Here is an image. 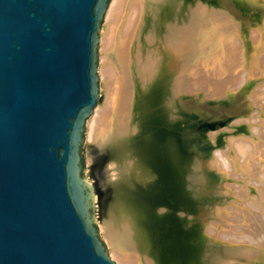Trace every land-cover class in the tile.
I'll return each mask as SVG.
<instances>
[{
    "label": "bare ground",
    "instance_id": "bare-ground-1",
    "mask_svg": "<svg viewBox=\"0 0 264 264\" xmlns=\"http://www.w3.org/2000/svg\"><path fill=\"white\" fill-rule=\"evenodd\" d=\"M179 1L111 0L101 31L100 40L103 51L101 69L105 77L106 90L102 102L93 110L88 124V138L92 142V152L99 157L100 167L103 164V170L99 176L98 162L97 166L95 163L92 165L94 158L91 154L86 173L89 178L85 180L92 196L94 221L99 225L112 258L120 264H228L227 261L230 262L228 259L231 251L218 247L211 240L205 241L200 231L202 217L200 218V187L196 169L201 166V160L197 164V160L190 155L194 153L200 158L205 155L207 148L205 134L202 141L198 137V142L193 135L186 138L187 133L184 128L186 124L183 120L189 113H186L185 106L181 105L180 112L176 114L166 101L170 85L173 83H176L180 89L197 86V89L200 87L209 90L211 87L215 93L222 89L221 86L224 87L227 80L224 81V78L220 80L221 73L218 74V71V79L215 78L217 80L206 76L207 74L202 73L204 70L201 71L200 68L198 69L201 73L197 71L196 73L199 74L197 75L195 70L198 64L194 72L191 70V74L197 75L196 86L193 83L196 76H185L188 69L194 68L184 65L185 58L182 57V53L186 50V43L183 40L185 30L181 26L182 28L178 31L179 36L182 34L183 43H179L178 38L176 41L178 44H171L166 35L168 30L166 25L170 19L177 25L181 24L183 17H181ZM219 3L222 4L220 1ZM204 14L203 11L202 16ZM200 16H195L196 19L193 18L192 22L187 21L189 26L191 22L190 30L186 29L188 26L185 28L194 33L191 38L194 41L191 49L197 53L200 50L201 40L211 37L209 36L212 33L211 30L217 25L216 27L220 26V29H217L215 34H211L212 38L216 37L217 41L226 45L229 52L232 51L229 57L233 55V60L230 61L235 63L238 54L236 53L237 43L234 41L237 40H235L236 35H232L234 39L228 37L229 29H231L229 15L226 17L215 13L213 18L211 17L212 20L208 19L209 23L205 25L199 21L196 22ZM202 16L201 20H203ZM185 18L186 15L183 20ZM254 37L257 38V36ZM239 41H237L238 44H240ZM256 41L252 42L256 43ZM212 74L216 75V72ZM242 76L245 77V74ZM222 91L219 92L223 93ZM158 103H161V108L157 105ZM171 117L180 122L174 129L169 127ZM262 137L264 138V133ZM234 141L235 139L233 143ZM233 145L235 147V143ZM244 146L237 144L236 149L246 161L249 155H247L248 150L245 149L247 147L244 148ZM221 157V155L217 156L220 161ZM227 158L225 160H228ZM204 162L207 165V161ZM244 163L246 165V162ZM243 167L241 166V169ZM236 191L235 188L234 192ZM213 210L214 208L207 210L206 220L216 215Z\"/></svg>",
    "mask_w": 264,
    "mask_h": 264
},
{
    "label": "water",
    "instance_id": "water-1",
    "mask_svg": "<svg viewBox=\"0 0 264 264\" xmlns=\"http://www.w3.org/2000/svg\"><path fill=\"white\" fill-rule=\"evenodd\" d=\"M109 2L0 0V264H117L82 176Z\"/></svg>",
    "mask_w": 264,
    "mask_h": 264
},
{
    "label": "rangeland",
    "instance_id": "rangeland-1",
    "mask_svg": "<svg viewBox=\"0 0 264 264\" xmlns=\"http://www.w3.org/2000/svg\"><path fill=\"white\" fill-rule=\"evenodd\" d=\"M180 1H179V4L181 5V17L184 18V16L186 15V18L184 19L186 22L184 23V20L182 18V21H180L181 24L177 25L174 21L170 19L166 25L168 29L166 31L167 32L166 35H167V40H169L171 44H176L177 43L176 41L178 40V38L180 39L178 40L179 43H183L181 39L184 37L183 40H185L184 42L186 43V50L185 52L182 53L183 59L185 58L186 60V61L184 60V65L194 67L192 69L189 67L190 69H188V67L186 66L187 68L186 67L185 68L188 69L189 71L188 70L186 71L187 75L185 76H189V75L190 77L196 76L193 79L194 81L193 83L196 86L195 81H196L197 75H199L196 72L199 71L198 68H200L201 71L204 70L202 71V73H205V75L207 74L206 76L208 77L211 76V79L213 77V80H217L218 79L217 77L219 76L218 74L220 73H221L220 74L221 76L224 73L222 77L219 76V78H221L220 80H222L223 78H224L223 79L224 81L227 80L225 81L223 85L224 87L221 86L222 89L219 90V91L223 90L222 91L223 93L219 91L214 93V91L211 90V87H209V90L205 88H200V87H198L197 89V86L196 88L194 86L193 87L190 86L189 88L183 87L180 89V87L176 83H173L172 84L173 86L170 85L171 88L169 90V93L166 99L167 104L172 106L176 114L180 112L181 105L185 106L184 108L186 110V113H189V114L185 113L186 114L185 118L188 120L186 119L183 120L185 122L184 124H186L184 126V128L187 130V131L185 130V133H187L186 138H188L189 135H193V138L195 139V141L198 142V137L202 141V139L204 138V134H205L204 139L207 143L205 155L202 158L195 156L194 153H191L192 155H190V156H193V159L197 160V164L201 160V166L198 167L199 169L198 168L196 169L197 170V180L199 182L198 184L200 187V192H199V200H200V205H201L200 218L202 217L201 218L202 221L200 223V231L202 232V235L205 241L211 240L218 247L223 248V249H228L231 251V256L228 259L230 262L227 261L228 264H240V263L241 264H262L264 263L263 262L264 261V229H263L264 228V178H263L264 177V158H262V156H264V151H263L264 150V138L262 137L264 133V126H263V123H264V98H263L264 97L263 95L264 94V0H180ZM219 1L222 3L221 5ZM193 7L194 8L197 7V8L194 9ZM191 8H193L196 11L192 9L193 10L192 12ZM183 9L185 10V12ZM203 11L206 14V16L205 14L202 16ZM207 13H209L208 14L209 17ZM215 13L222 14L225 16L229 15L230 19L229 18L228 19L230 21L231 29H229L228 37H231L234 39L233 36L236 35L238 39L235 37V40L237 41L240 40L239 43L241 45L238 44L237 41H234V43H237L236 53L238 54L236 56L237 60L235 59L237 62L234 60L235 63L230 61V60H233V55L232 57H229L232 51L229 52L227 50L226 45L225 46L224 44L222 45L219 41H217L216 37L212 38L211 34H215L217 29H220L219 28L220 26L216 27L217 25L215 27H213L214 25H212L213 27V29L211 30L212 33L210 32L211 34L209 35L211 37H209L207 40H201L200 50H199L200 52L198 51L196 53V51L191 49L193 48L191 47L192 42H194L191 39L193 38L194 33L192 31H189L191 22L194 21L192 19L195 18V16L201 15L203 17V20H201L202 18L200 16V18L197 19L196 22L199 21L201 23H204L205 25V24H208L210 20H212L213 18L212 16L213 14L215 15ZM105 15H104V19H105ZM191 16L192 18H190ZM104 19L101 25L98 47H97V76H98L99 98H98L95 108L99 106L100 103L102 102L105 96V90H106L105 77L101 69V65L103 61L102 60L103 51H102V45H101V40H100L101 31H102L103 24H104ZM204 19L206 21H204ZM187 21L188 22L191 21L190 26L189 24H187L188 23ZM183 23L185 25H183ZM181 26L185 30L183 37H182V34L181 36H179L180 34L178 32L180 28H182ZM186 26H188V28H186ZM185 28L189 30H186ZM254 36H257L258 39ZM233 39H231V42H233ZM251 40L252 41L257 40V41L255 43V42H252ZM227 51L230 54L229 53L227 54ZM225 52L228 55L229 61L228 59L226 60L227 55L225 54ZM209 57L211 58V60ZM225 61H228V62H225ZM230 63H233V64H230ZM196 67L197 69L195 70V73L197 75L195 73L191 74V72ZM217 67L218 68L220 67V69H218ZM220 70L221 71L223 70L224 72L222 71L223 72L222 73ZM208 71L210 72L208 73ZM217 71H218V74H217ZM215 72H216V75L212 74ZM229 72L231 75L229 74ZM199 73L201 72L199 71ZM244 74H245V77L242 76ZM214 75L216 77H214ZM240 76L242 78H240ZM236 79L238 81H236ZM228 80L230 81V83L231 82L233 83L230 84ZM239 80H241V82ZM190 81L192 83V80ZM234 82H236V84H234ZM229 86L230 88H227ZM256 86L258 87L255 88ZM258 89H260L261 91H259ZM218 92L219 94L217 95ZM208 94L209 95L211 94V96H209ZM157 105H159L161 108V103H158ZM92 114L90 115V117L88 118L86 122L85 133H84V144H83V152H82V157H83L82 159L83 175L82 176L84 178H89V176L86 175V173L88 171L87 165H88V159L90 155L92 154L91 156L94 158V160L92 159L93 161L92 165L94 163L96 165V162L99 161L98 158H96L97 157L95 155L96 153L92 152L93 151V147H91L92 142L90 138H88L89 137L88 124H89ZM174 119L175 118L171 117V121L169 123L170 129H174L175 127L179 126L180 122ZM257 119H260V120L258 121ZM260 126L261 127L263 126V127L261 128ZM261 129L263 130L262 132H261ZM200 130H202V132H200ZM234 139H235L234 141L235 147H233ZM237 141L238 143H236ZM241 142H243V144ZM253 143L258 146H255ZM237 144L240 146H244L246 144L244 148L247 147L245 149L248 150L247 155L249 156H247V159L249 158L248 159L249 161L247 159L246 161H244L245 158L243 159L241 154L237 152L238 151L236 149ZM231 146L233 147V149ZM254 146L255 148H253ZM248 147H251V148H248ZM256 147L258 149H256ZM244 148L242 150L245 152ZM234 151H235V154H234ZM257 151H259L258 153L260 155L258 153L255 154ZM248 152L250 153L255 152V153L250 154ZM240 153L242 152L240 151ZM220 155L222 157L224 156L223 157L224 159L221 157V161L224 160L223 161L224 163L221 162L217 158V156L220 157ZM251 155L254 156L253 157L254 159H252ZM226 157H228L227 158L228 160H225ZM250 158L252 159V161ZM204 161H207L206 162L207 165H205ZM243 161L246 162V165ZM260 162H262L263 165ZM239 165H241L242 167L244 166L245 168L243 167L241 169V166ZM102 167H103V164H102ZM102 167H100V169ZM206 168L208 172L206 171ZM234 168L235 170H233ZM102 170L103 168L101 169V172ZM258 171H260L261 173L260 172L258 173ZM235 188L237 190L236 192H234ZM238 189H240L241 191L240 190L238 191ZM254 204L256 207L253 206ZM211 208H214L213 212H215L216 215L214 214L211 217V219L207 218L206 220L207 210ZM95 224H96L98 236L102 240V243L105 247L108 257L111 259H114L112 258L110 254V251L106 244L107 243L106 240L101 235L99 225L97 223ZM116 263L120 264L118 261H116Z\"/></svg>",
    "mask_w": 264,
    "mask_h": 264
}]
</instances>
